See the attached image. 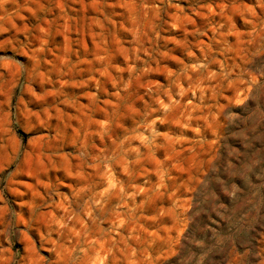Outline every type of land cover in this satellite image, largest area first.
<instances>
[{"label":"clouds","instance_id":"clouds-1","mask_svg":"<svg viewBox=\"0 0 264 264\" xmlns=\"http://www.w3.org/2000/svg\"><path fill=\"white\" fill-rule=\"evenodd\" d=\"M0 264H264V0H0Z\"/></svg>","mask_w":264,"mask_h":264}]
</instances>
